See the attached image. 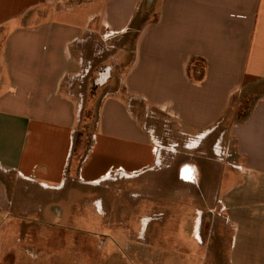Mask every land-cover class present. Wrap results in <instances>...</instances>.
Masks as SVG:
<instances>
[{
  "label": "crops",
  "instance_id": "0c3cea01",
  "mask_svg": "<svg viewBox=\"0 0 264 264\" xmlns=\"http://www.w3.org/2000/svg\"><path fill=\"white\" fill-rule=\"evenodd\" d=\"M129 31L131 56L113 72V60L125 56L116 43ZM105 66L109 77L96 86ZM92 74L97 118L80 155L74 135L82 107L96 101L85 97ZM257 85H264V0H0V175L54 188L67 176L92 184L114 171L153 169L162 147L137 123L140 106L165 114L184 135H207L243 96L249 108L227 132L232 163L197 183L213 188L216 209L236 224L232 246H264V88L257 93ZM190 172L180 180L196 181Z\"/></svg>",
  "mask_w": 264,
  "mask_h": 264
},
{
  "label": "rangeland",
  "instance_id": "374dc122",
  "mask_svg": "<svg viewBox=\"0 0 264 264\" xmlns=\"http://www.w3.org/2000/svg\"><path fill=\"white\" fill-rule=\"evenodd\" d=\"M134 37L129 31L116 43L125 56L109 60L113 72L129 61ZM92 76L85 97L96 101L82 107L74 135L83 146L80 155L97 118ZM263 88L257 85L255 92ZM249 104L243 96L233 99L207 135H184L165 114L140 106L136 121L161 145L160 164L130 176L113 172L92 184L67 176L61 186L46 188L0 175L8 198L0 202V264H264V246H232L236 224L216 209L213 188L197 183L217 177L215 165L232 163L227 132ZM185 168L196 181L180 180Z\"/></svg>",
  "mask_w": 264,
  "mask_h": 264
},
{
  "label": "water",
  "instance_id": "95a60500",
  "mask_svg": "<svg viewBox=\"0 0 264 264\" xmlns=\"http://www.w3.org/2000/svg\"><path fill=\"white\" fill-rule=\"evenodd\" d=\"M110 66H105L97 73V78L94 81L96 86L102 85L109 77Z\"/></svg>",
  "mask_w": 264,
  "mask_h": 264
},
{
  "label": "built area",
  "instance_id": "2783aa9c",
  "mask_svg": "<svg viewBox=\"0 0 264 264\" xmlns=\"http://www.w3.org/2000/svg\"><path fill=\"white\" fill-rule=\"evenodd\" d=\"M117 172V171H114V173ZM113 173V172H112ZM118 173V172H117ZM116 174V173H115Z\"/></svg>",
  "mask_w": 264,
  "mask_h": 264
}]
</instances>
